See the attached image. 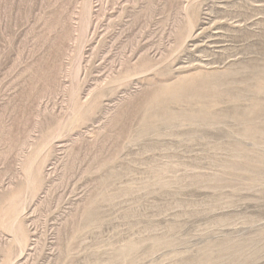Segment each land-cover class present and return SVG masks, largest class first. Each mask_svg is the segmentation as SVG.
Here are the masks:
<instances>
[{
  "label": "rangeland",
  "instance_id": "1",
  "mask_svg": "<svg viewBox=\"0 0 264 264\" xmlns=\"http://www.w3.org/2000/svg\"><path fill=\"white\" fill-rule=\"evenodd\" d=\"M0 264H264V0H0Z\"/></svg>",
  "mask_w": 264,
  "mask_h": 264
}]
</instances>
